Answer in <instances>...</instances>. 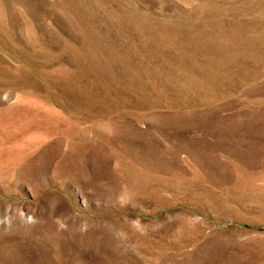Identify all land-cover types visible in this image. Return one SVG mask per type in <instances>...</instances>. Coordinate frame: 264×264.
Masks as SVG:
<instances>
[{"label":"rangeland","instance_id":"374dc122","mask_svg":"<svg viewBox=\"0 0 264 264\" xmlns=\"http://www.w3.org/2000/svg\"><path fill=\"white\" fill-rule=\"evenodd\" d=\"M0 264H264V0H0Z\"/></svg>","mask_w":264,"mask_h":264},{"label":"bare ground","instance_id":"6f19581e","mask_svg":"<svg viewBox=\"0 0 264 264\" xmlns=\"http://www.w3.org/2000/svg\"><path fill=\"white\" fill-rule=\"evenodd\" d=\"M252 47V46H251ZM218 56H219V54H218ZM254 65V64H253ZM229 75H230V73H229Z\"/></svg>","mask_w":264,"mask_h":264}]
</instances>
